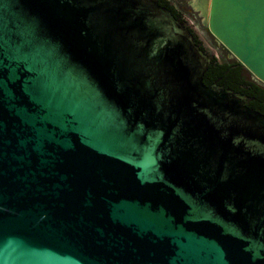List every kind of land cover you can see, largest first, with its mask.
I'll return each instance as SVG.
<instances>
[{"label": "water", "instance_id": "95a60500", "mask_svg": "<svg viewBox=\"0 0 264 264\" xmlns=\"http://www.w3.org/2000/svg\"><path fill=\"white\" fill-rule=\"evenodd\" d=\"M264 83V0H204ZM158 0H0V264H264V115L202 77Z\"/></svg>", "mask_w": 264, "mask_h": 264}, {"label": "flooded vegetation", "instance_id": "af4514ba", "mask_svg": "<svg viewBox=\"0 0 264 264\" xmlns=\"http://www.w3.org/2000/svg\"><path fill=\"white\" fill-rule=\"evenodd\" d=\"M159 1L160 0H158V3H159ZM164 1H165L164 5H161L160 3L159 4L161 6H163V7H166L169 11H171L170 7L175 10V12L179 16L177 19L190 32L194 43L197 44L199 48H200V46L203 47V44H202L201 36L196 32V30H194V25L195 24L200 25L201 28H205L203 30L209 36L213 37L210 34V32L207 30V28H206V26L204 24V17H203V14H202V6H203V1L204 0H164ZM189 17H191L192 20H190ZM231 58L232 57H228L227 56V59H231ZM243 74H244V81H249L248 80V75L246 74V72H243ZM249 79H250V81H249L250 84L244 85V86H238L237 89H234L232 91H234V92L246 97L245 103L243 105L244 107H246V108H248L250 110H253L256 113L264 115V83L258 81L253 76L251 78H249ZM252 82H255L254 84L257 85V90L259 92V96L261 97L260 100H256V99H254V97L249 96L250 95V91H251V89L253 87V85L251 84Z\"/></svg>", "mask_w": 264, "mask_h": 264}, {"label": "trees", "instance_id": "16d2710c", "mask_svg": "<svg viewBox=\"0 0 264 264\" xmlns=\"http://www.w3.org/2000/svg\"><path fill=\"white\" fill-rule=\"evenodd\" d=\"M159 3L161 5L165 4L164 0H160ZM170 7V6H169ZM171 12L174 14L176 18H178V14L175 12L173 8H171ZM200 44V43H199ZM201 49L204 48V46H200ZM225 49L224 47H222ZM208 53L209 61L206 66V70L202 77V83L205 86H210L214 83L221 85L229 90L237 89L238 86H244L250 84V79L252 75L248 70L234 57L231 59H227V56L221 55L218 56L217 54H212L210 52ZM243 72H246L248 75L249 81H244V74ZM255 82H252L253 85L250 95L251 97H254L256 100H260L261 97L259 96V92L257 90V85L254 84Z\"/></svg>", "mask_w": 264, "mask_h": 264}, {"label": "rangeland", "instance_id": "374dc122", "mask_svg": "<svg viewBox=\"0 0 264 264\" xmlns=\"http://www.w3.org/2000/svg\"><path fill=\"white\" fill-rule=\"evenodd\" d=\"M190 19H192V18L190 17ZM203 29H205V28H201L200 25H198V24L194 25V30H196V32L201 36L203 45L209 46L220 57H221V55L233 57L226 49L222 48L223 46L214 37L209 36ZM214 84L217 86H221V85H218L216 83H214ZM221 87L223 88V90H226L223 86H221ZM232 92H234V91H232ZM234 93H236V92H234ZM236 94H238V93H236Z\"/></svg>", "mask_w": 264, "mask_h": 264}, {"label": "built area", "instance_id": "2783aa9c", "mask_svg": "<svg viewBox=\"0 0 264 264\" xmlns=\"http://www.w3.org/2000/svg\"><path fill=\"white\" fill-rule=\"evenodd\" d=\"M187 15V14H186ZM190 18V17H189ZM190 20H192V19H190ZM192 22V21H191ZM193 23V22H192Z\"/></svg>", "mask_w": 264, "mask_h": 264}]
</instances>
